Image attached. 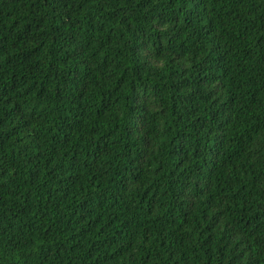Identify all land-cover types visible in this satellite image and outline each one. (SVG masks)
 Instances as JSON below:
<instances>
[{
    "label": "trees",
    "instance_id": "obj_1",
    "mask_svg": "<svg viewBox=\"0 0 264 264\" xmlns=\"http://www.w3.org/2000/svg\"><path fill=\"white\" fill-rule=\"evenodd\" d=\"M0 264H264V0H0Z\"/></svg>",
    "mask_w": 264,
    "mask_h": 264
}]
</instances>
